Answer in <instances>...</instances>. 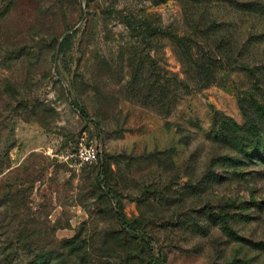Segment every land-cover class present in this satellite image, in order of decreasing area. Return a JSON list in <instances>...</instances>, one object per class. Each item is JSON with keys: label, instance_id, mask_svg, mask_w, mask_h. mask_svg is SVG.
Listing matches in <instances>:
<instances>
[{"label": "rangeland", "instance_id": "obj_1", "mask_svg": "<svg viewBox=\"0 0 264 264\" xmlns=\"http://www.w3.org/2000/svg\"><path fill=\"white\" fill-rule=\"evenodd\" d=\"M208 2L0 0L8 264H264V162L232 138L264 125V0ZM214 21L248 38L240 64L156 115L154 78H185L173 37ZM83 132L102 162L78 168Z\"/></svg>", "mask_w": 264, "mask_h": 264}, {"label": "trees", "instance_id": "obj_2", "mask_svg": "<svg viewBox=\"0 0 264 264\" xmlns=\"http://www.w3.org/2000/svg\"><path fill=\"white\" fill-rule=\"evenodd\" d=\"M233 1V0H232ZM204 5L208 4V0H204ZM237 5V11L241 12L242 8L251 7L249 3H235ZM240 18V17H239ZM208 21H202V24ZM215 26V29L208 27V29L201 31L198 27L197 31L193 34L185 35V37L178 38L174 36L172 41L173 52L181 64L183 70L185 71L184 79L180 80L177 75H172L170 79H167V87L160 85V77H155L151 82L149 87L146 89L147 97L143 100H148L150 102V110L156 115L168 116L171 113V108L179 100L181 93L192 94L196 91H201L208 89L217 83L219 78L220 69L223 70L226 66L239 65L240 59L246 52V46L249 45L248 38L241 39V35L238 34V28L236 31L232 32V37L234 41L230 40V35L228 38L223 35L225 32L223 28L219 29L216 21L211 23ZM181 52V53H179ZM237 53V61L234 59L233 54ZM194 86V87H193ZM239 131L244 133L239 134L238 139L232 137L233 141H237V144L242 142L251 143V148H253V154L250 160L253 162L263 161L264 162V125L262 124H250L247 123L245 128H237ZM240 140V141H239ZM102 157V156H101ZM102 159L98 162L101 163ZM256 164V163H255ZM264 168V163L263 166ZM118 220L123 222V218L118 214ZM10 249L7 248L6 251ZM11 251L7 253L4 251L0 252V264L11 263ZM51 254H43L36 257L33 261H28L27 264H58L56 261L53 262ZM163 264L162 260H160ZM63 262V261H62Z\"/></svg>", "mask_w": 264, "mask_h": 264}, {"label": "built area", "instance_id": "obj_3", "mask_svg": "<svg viewBox=\"0 0 264 264\" xmlns=\"http://www.w3.org/2000/svg\"><path fill=\"white\" fill-rule=\"evenodd\" d=\"M72 157L74 165L78 168L97 164L101 160V147L92 137L83 132L77 139Z\"/></svg>", "mask_w": 264, "mask_h": 264}]
</instances>
